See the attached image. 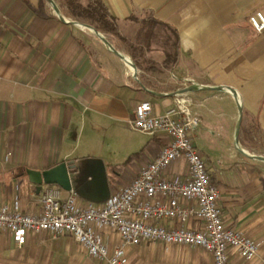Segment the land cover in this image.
Instances as JSON below:
<instances>
[{"label": "crops", "instance_id": "0c3cea01", "mask_svg": "<svg viewBox=\"0 0 264 264\" xmlns=\"http://www.w3.org/2000/svg\"><path fill=\"white\" fill-rule=\"evenodd\" d=\"M102 1L126 38L139 36L148 17L159 21L145 50L154 62L137 66L140 82L130 64L89 29L63 22L53 11L55 16L40 17L23 0H0V207L39 213L46 184L39 191L27 169L44 170L63 160L76 165L70 176L80 201L104 203L154 159L168 138L131 134L123 168L124 162H101L79 152L81 138L93 140L111 130L125 139L124 124L140 101L149 100L155 113H164L174 104L173 92L190 83L234 87L243 114L264 132V30L256 31L248 21L254 11L264 12V0ZM191 96L192 111L201 115L194 144L220 189L224 224L259 243L249 260L232 251L231 264H264V162L235 148L232 119L238 109L231 93L202 89ZM80 168L87 169L89 182L76 186ZM166 174L185 176V160L173 162ZM162 224L178 223L164 219ZM185 226L199 228L201 221ZM98 232L111 249L121 243L117 231ZM126 254L127 264H213L205 249L177 243L128 245ZM0 264L106 263L91 257L70 233L28 231L19 245L11 231L0 228Z\"/></svg>", "mask_w": 264, "mask_h": 264}, {"label": "built area", "instance_id": "2783aa9c", "mask_svg": "<svg viewBox=\"0 0 264 264\" xmlns=\"http://www.w3.org/2000/svg\"><path fill=\"white\" fill-rule=\"evenodd\" d=\"M248 21L256 31L264 30L262 10L251 13ZM191 104V93L184 92L174 95V104L164 113H155L149 100L135 106L128 126L151 137L165 134L168 140L154 159L104 203L83 204L74 189L63 195L58 185L47 184L39 213L3 205L0 228L11 231L19 245L28 231H48L54 236L70 233L91 257L106 264H127L126 247L150 241L201 247L212 254L213 264H231L232 251L252 259L258 252V241L224 224L220 189L194 144L201 118ZM180 158L187 164V174L169 177L167 168ZM164 219L178 224L168 227L162 224ZM192 219L201 221V227H186ZM100 229L117 231L121 243L111 249Z\"/></svg>", "mask_w": 264, "mask_h": 264}, {"label": "trees", "instance_id": "16d2710c", "mask_svg": "<svg viewBox=\"0 0 264 264\" xmlns=\"http://www.w3.org/2000/svg\"><path fill=\"white\" fill-rule=\"evenodd\" d=\"M23 1L40 17L46 18L55 16L51 13V9L46 0H38L37 5L32 3L31 0ZM58 2L62 12L66 16L93 24L100 31L109 33L116 42L118 41V46L122 48V50L129 52L138 67L142 68L145 64L154 62L152 59L146 58L145 55V50L151 45L155 26L159 22L154 17L150 16L145 19L143 21L144 24L141 34L134 39H130L121 34L114 17L102 0H58ZM149 66H146V68ZM128 162L129 159L120 167L123 168ZM114 168L117 169L116 167Z\"/></svg>", "mask_w": 264, "mask_h": 264}, {"label": "water", "instance_id": "95a60500", "mask_svg": "<svg viewBox=\"0 0 264 264\" xmlns=\"http://www.w3.org/2000/svg\"><path fill=\"white\" fill-rule=\"evenodd\" d=\"M55 10V14L58 16V18L68 24H72L78 27L82 26H87L91 29L94 30V34L101 39L109 49H111L115 54H117L119 57L124 59L125 61H128L132 67H133V73L135 78L140 82L138 79V67L136 63L127 55L122 53L121 51L117 50L114 45L111 43V41L106 37L104 32L100 31L95 25L87 23V22H82L76 19H72L70 17H67L61 10L60 6L55 0H46ZM146 88V87H145ZM147 89V88H146ZM202 89H211V90H224L229 93H231L235 99V94L238 93V91L231 86L228 85H201L197 83H190L175 92L173 94L175 95L176 93H184V92H194L197 90H202ZM237 105H238V114H237V120L235 123L234 127V145L235 148L244 156L249 157L251 159L257 160V161H263L264 162V155L263 154H257V153H252L248 149L244 148L239 140V134H240V128H241V123L243 119V103L241 98L239 97L238 99H235ZM76 165H71L68 161H61L58 164L44 169H34V168H28L27 173L29 175L30 181L35 184L39 191L42 189L44 184H56L60 188H62L65 191H69L73 189L74 182H72L71 176H70V170L72 167L75 168ZM101 167L104 166L101 164ZM78 192V190H76ZM107 196L105 200L108 198Z\"/></svg>", "mask_w": 264, "mask_h": 264}, {"label": "rangeland", "instance_id": "374dc122", "mask_svg": "<svg viewBox=\"0 0 264 264\" xmlns=\"http://www.w3.org/2000/svg\"><path fill=\"white\" fill-rule=\"evenodd\" d=\"M55 1L59 5L58 0H55ZM48 5L51 11L55 13L54 8L49 3ZM81 28L85 30L88 29L86 27H81ZM89 31H92V30L89 29ZM234 105H236L235 107L238 109V105L236 101ZM199 116L201 118L200 114ZM236 120H237V116H234L232 119L234 127H235ZM124 126L128 130V132H126L127 136L125 137V139L122 137L116 136L111 130H108L107 133L99 132L97 134V137L93 140H89V139L85 140L84 138H81V144H80L81 146H80L79 152L81 153L87 152L85 154L96 155L97 157L101 159V162H109V163L114 162L116 164L122 162L123 164V162H125V160L128 158L130 148H131L130 143L126 141L128 137L131 136V134L135 135V138H137L136 136L140 137L143 135L139 131L136 132V131L131 130L127 122L124 124ZM110 140H112L113 145H108V142ZM239 140L242 146L246 147L249 151L264 154V132L259 131L258 128L254 126L253 120L244 114H243V119H242L241 128H240ZM88 177H89V174H88L87 169L80 168L79 178L75 181V185L76 186L86 185L89 182Z\"/></svg>", "mask_w": 264, "mask_h": 264}, {"label": "bare ground", "instance_id": "6f19581e", "mask_svg": "<svg viewBox=\"0 0 264 264\" xmlns=\"http://www.w3.org/2000/svg\"><path fill=\"white\" fill-rule=\"evenodd\" d=\"M82 27H86V28H88V29H90V30H92L93 32H94V30L93 29H91V28H89V27H87V26H82ZM95 33V32H94ZM128 62V61H127ZM129 63V62H128ZM130 64V63H129ZM130 66L132 67V65L130 64ZM132 70H133V67H132ZM235 99H238V97H237V94H235Z\"/></svg>", "mask_w": 264, "mask_h": 264}]
</instances>
